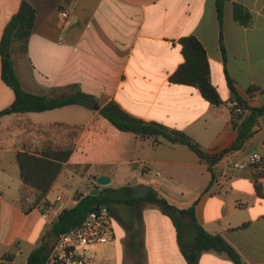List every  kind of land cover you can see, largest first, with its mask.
Segmentation results:
<instances>
[{"label":"crops","instance_id":"1","mask_svg":"<svg viewBox=\"0 0 264 264\" xmlns=\"http://www.w3.org/2000/svg\"><path fill=\"white\" fill-rule=\"evenodd\" d=\"M21 1L0 0V40ZM26 1L36 15L27 56L16 60L15 70L29 93L48 96L50 88L77 85L97 100L98 108L113 101L130 116L186 133L209 153L228 147L237 126L241 129L235 98L254 107L264 103V0L227 1L221 30L214 0ZM232 3L249 11V26L233 19ZM186 36L197 38L206 50L220 106L193 87L169 83L183 61L178 40ZM248 88H253L250 93ZM13 101L0 63V111ZM241 110V116L248 114ZM0 123L9 128L8 143L0 145V262L4 257L25 262L59 213L76 204L74 195H87L98 187L97 177L107 176L109 185L98 191L145 184L177 208L195 203L196 221L206 232L221 235L244 264H264V176L259 179L263 197L252 182L254 169L264 172V115L243 147L213 167L215 179L207 192L210 172L190 149L120 132L97 110L70 105L6 115ZM18 138L38 149L46 141L52 147L72 146L42 204L27 213L20 206L22 183L13 148ZM253 154H260L259 164L237 169ZM139 207L140 213L136 206L109 205L117 223L115 241L92 248L90 264H186L170 218L143 202ZM197 264L233 263L206 252Z\"/></svg>","mask_w":264,"mask_h":264},{"label":"trees","instance_id":"2","mask_svg":"<svg viewBox=\"0 0 264 264\" xmlns=\"http://www.w3.org/2000/svg\"><path fill=\"white\" fill-rule=\"evenodd\" d=\"M227 1L229 0H214L216 20L220 30L223 25L224 5ZM35 15L36 10L26 0H22L17 12L3 29L0 40L1 79L12 90L14 101L10 106L0 111V119L6 115H24L70 105H79L93 110V107L97 105V100L80 91L77 85L50 88L48 96L32 94L23 89L15 70V62L19 58L27 56L28 41L32 33ZM232 16L242 26L247 27L251 24V15L241 4L232 3ZM178 44L183 61L170 75L169 83L193 87L205 101L213 106H220L222 102L210 81L208 57L202 44L194 36L182 37L178 40ZM219 44L223 59H225V50L221 41ZM225 75L227 86L231 94L234 95L233 81L227 72ZM252 89L248 88L247 92L250 93ZM234 103V109L241 108L248 114L241 116L240 112L236 115V119L240 120V131L228 147L215 153L203 150L198 142L182 131L168 128L157 122H146L130 116L113 101L99 107L97 111L115 129L123 133L133 134L137 139H145L148 136L155 143H159L158 141L161 139L171 146L181 145L190 149L200 162L207 165L210 172V181L203 191L207 192L215 179L213 167L226 155L243 147L245 141L252 135V128L257 123L258 118L264 115V103L260 107H254L238 98H235ZM22 127L24 128V126ZM8 132L9 128H4L0 123V145L2 142L8 143ZM13 148L16 151L15 158L19 170V179L22 183L20 206L27 213L32 208L42 204L47 192L63 169V165L67 162L72 146L68 144L62 147H52V143L46 141L41 149H38L31 147L29 139L18 138ZM263 176L264 172H258L254 169L252 182L258 197H263L262 184L259 181ZM131 189L130 186H123L118 189L103 188L98 191L96 196L76 193L74 195L76 204L59 213L51 223L42 243L30 252L25 264H43L50 247L60 235L78 228L88 214L96 208L106 206L109 210V205L113 202L131 207L136 206L138 213L141 212L139 205L143 202L157 208L162 214L169 217L176 230L179 250L186 264H197L200 256L206 252L222 254L233 264H244L237 251L221 235H211L197 223L195 203L188 208H177L153 189L141 198H133ZM28 190L33 193L31 205L25 203ZM246 226L247 223L238 229ZM4 259L9 260L8 257H4Z\"/></svg>","mask_w":264,"mask_h":264},{"label":"built area","instance_id":"3","mask_svg":"<svg viewBox=\"0 0 264 264\" xmlns=\"http://www.w3.org/2000/svg\"><path fill=\"white\" fill-rule=\"evenodd\" d=\"M66 16L65 12L61 13L62 18ZM234 111L236 114L240 113L238 108ZM260 161V154H253L246 162H242L236 167L239 170H245L259 164ZM56 200H60V196ZM25 203L27 205L33 203L31 191L28 192ZM116 226V220L106 206L96 208L88 214L78 228L60 235L55 240L43 264H90L91 258L88 252L94 247L113 243ZM0 264H25V262L17 263L3 259Z\"/></svg>","mask_w":264,"mask_h":264},{"label":"water","instance_id":"4","mask_svg":"<svg viewBox=\"0 0 264 264\" xmlns=\"http://www.w3.org/2000/svg\"><path fill=\"white\" fill-rule=\"evenodd\" d=\"M93 110H98V106L95 105L93 107ZM240 127L237 126L236 132H239ZM147 139L149 138L148 136L146 137ZM110 183V178H108L107 176H99L96 178V185L99 187H106L108 186ZM98 187L93 188L92 190H90V192L88 193L91 196H96L98 194ZM151 190V186L150 185H145V184H141V185H137L134 186L131 189V196L133 198H141L144 197L149 191Z\"/></svg>","mask_w":264,"mask_h":264},{"label":"rangeland","instance_id":"5","mask_svg":"<svg viewBox=\"0 0 264 264\" xmlns=\"http://www.w3.org/2000/svg\"><path fill=\"white\" fill-rule=\"evenodd\" d=\"M3 127H4V128H7L8 126L6 125V126H3ZM22 128H23V127H22ZM114 208H115V207H114ZM89 252H90V251H89ZM89 252H88V253H89Z\"/></svg>","mask_w":264,"mask_h":264}]
</instances>
